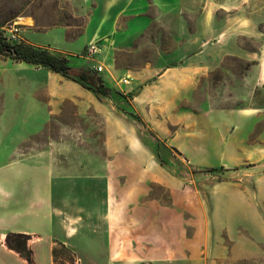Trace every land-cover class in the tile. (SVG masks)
Here are the masks:
<instances>
[{
	"label": "rangeland",
	"instance_id": "obj_1",
	"mask_svg": "<svg viewBox=\"0 0 264 264\" xmlns=\"http://www.w3.org/2000/svg\"><path fill=\"white\" fill-rule=\"evenodd\" d=\"M0 31L111 87L0 54V167L53 165L54 264H264L207 256L255 244L239 197L264 216V0H0Z\"/></svg>",
	"mask_w": 264,
	"mask_h": 264
},
{
	"label": "crops",
	"instance_id": "obj_2",
	"mask_svg": "<svg viewBox=\"0 0 264 264\" xmlns=\"http://www.w3.org/2000/svg\"><path fill=\"white\" fill-rule=\"evenodd\" d=\"M56 183L53 165L17 160L0 167V264H30L25 257L7 246L6 236L9 232L31 236L29 245L33 250L35 264L55 263L53 249L58 239L55 236L53 191ZM231 217L248 229L251 241L255 244L244 248L242 244L248 237L243 235L230 250H220V254L214 250L207 256L224 257L227 252L237 258H244L259 254L261 247L258 243L264 245V216L257 205L251 203L246 208L244 199L239 197L237 211ZM208 218L219 221L224 217L218 213H209ZM215 225L212 230L221 235L223 227ZM206 231L209 232V229L206 228ZM203 232V228L197 227L191 241L197 240ZM190 252H195L197 256V245L194 247L191 244Z\"/></svg>",
	"mask_w": 264,
	"mask_h": 264
},
{
	"label": "trees",
	"instance_id": "obj_3",
	"mask_svg": "<svg viewBox=\"0 0 264 264\" xmlns=\"http://www.w3.org/2000/svg\"><path fill=\"white\" fill-rule=\"evenodd\" d=\"M0 54L17 62L47 66L66 77L78 80L85 87L91 88L100 94L109 95L111 93V87L107 85L99 72L74 67L69 63L68 57L56 54L47 48L39 47L23 40L12 41L2 31H0ZM30 238L31 236L26 233L9 232L6 236V244L9 248L14 249L25 257L30 264H35L33 250L29 245ZM57 243H60L65 248L63 242ZM53 253L54 262L56 263L58 257L56 245Z\"/></svg>",
	"mask_w": 264,
	"mask_h": 264
},
{
	"label": "built area",
	"instance_id": "obj_4",
	"mask_svg": "<svg viewBox=\"0 0 264 264\" xmlns=\"http://www.w3.org/2000/svg\"><path fill=\"white\" fill-rule=\"evenodd\" d=\"M96 68L98 69V72H101V71H103L104 66L103 65H98Z\"/></svg>",
	"mask_w": 264,
	"mask_h": 264
}]
</instances>
